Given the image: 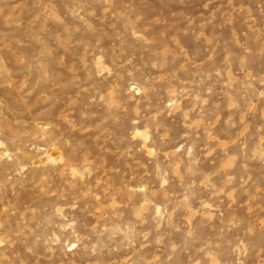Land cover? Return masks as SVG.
I'll return each mask as SVG.
<instances>
[{"label": "rangeland", "instance_id": "rangeland-1", "mask_svg": "<svg viewBox=\"0 0 264 264\" xmlns=\"http://www.w3.org/2000/svg\"><path fill=\"white\" fill-rule=\"evenodd\" d=\"M0 264H264V0H0Z\"/></svg>", "mask_w": 264, "mask_h": 264}]
</instances>
